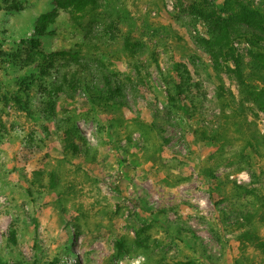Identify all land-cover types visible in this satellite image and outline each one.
Wrapping results in <instances>:
<instances>
[{
  "label": "rangeland",
  "instance_id": "rangeland-1",
  "mask_svg": "<svg viewBox=\"0 0 264 264\" xmlns=\"http://www.w3.org/2000/svg\"><path fill=\"white\" fill-rule=\"evenodd\" d=\"M228 1L264 15V0H98L79 25L61 13L40 54L27 40L52 0H0V264H264V152L245 149L241 159L243 141L219 146L195 134L220 125L219 79L242 102L234 61L221 57L214 71L200 41L202 14L229 18ZM244 37L229 46L246 67ZM126 39L139 41L133 54ZM175 63L197 91L187 112L166 100ZM83 74L98 87L103 75L128 76L124 106H91L64 80ZM244 107V138H264V114ZM68 120L84 141L71 163L59 150Z\"/></svg>",
  "mask_w": 264,
  "mask_h": 264
},
{
  "label": "trees",
  "instance_id": "trees-1",
  "mask_svg": "<svg viewBox=\"0 0 264 264\" xmlns=\"http://www.w3.org/2000/svg\"><path fill=\"white\" fill-rule=\"evenodd\" d=\"M98 0H52V8L49 12L43 13L37 17L33 23L32 32L28 38L30 46L42 54L39 50L41 37L48 34L47 29L57 20L61 13L68 15L72 22L76 25L80 24L82 17L95 9ZM226 8L232 11L229 18L215 17L213 13L202 14L204 20L208 23L207 38L201 39V46L204 53L211 62L212 69L216 72L220 71L222 65L220 63L221 57L231 58L234 61L233 73L236 78L238 93L242 101L236 104L232 96H227L222 88V81L219 79V91L216 94L218 108L220 113V125L213 129L211 133L206 135L200 126L199 131H195L196 135L214 141L219 146L228 145L231 142L243 141L242 149L236 154L241 159L244 158V150L250 149L251 152L257 156L262 157L264 152V138H256V136H249L247 139L242 134V126L245 123L244 118L239 119V116H244V102L250 103L252 107L264 114V15L258 10L237 1H228L225 3ZM16 4L10 7V10H17ZM241 25H245L251 31L249 34L241 33ZM245 36V40L249 43V63L243 67L241 61L235 58V53L232 47L229 46L231 38H240ZM127 52L133 54V51L139 45V41L134 44L129 43L126 39L124 41ZM73 56L76 53L69 54ZM63 52V53H64ZM42 58H45L42 55ZM150 59L158 68V55L155 50L150 53ZM135 68L139 67L136 64ZM43 70V69H41ZM65 82L75 83V87H80L87 96L88 102L91 106H98L99 109L107 111L108 109L122 108L125 97L126 83L129 82L128 76H106L103 75L100 80L101 87H98L93 81H88L86 75L79 77H72L66 79ZM102 81V82H101ZM131 82V80H130ZM55 83H53L54 85ZM166 86V100L171 108L179 109L187 112L186 105H192L196 100V95H189L190 93L197 94L194 89L190 75L184 65L175 63L172 65L164 78ZM53 88L57 94H64L61 84H55ZM194 92H191V91ZM51 117V116H50ZM207 136V137H206ZM77 139L84 142L79 136L78 130L72 120H68L65 127L60 129V153L62 160L66 163H71L75 158H78L82 152L81 147L77 143ZM130 142V141H129ZM87 150V147H86ZM243 151V152H242ZM264 154V153H263ZM241 167L236 171H242ZM50 186L54 188L57 186V177L54 173L50 174ZM61 196V195H59ZM11 244H16V231L11 229L8 234ZM257 248L264 252V242L257 243ZM156 264H196L191 260L175 261L169 263Z\"/></svg>",
  "mask_w": 264,
  "mask_h": 264
}]
</instances>
